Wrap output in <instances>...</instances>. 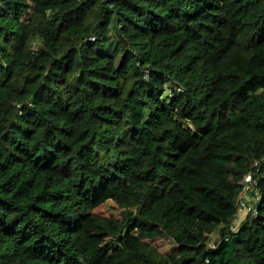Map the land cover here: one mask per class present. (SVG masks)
Listing matches in <instances>:
<instances>
[{
    "label": "trees",
    "instance_id": "16d2710c",
    "mask_svg": "<svg viewBox=\"0 0 264 264\" xmlns=\"http://www.w3.org/2000/svg\"><path fill=\"white\" fill-rule=\"evenodd\" d=\"M0 264H264V0H0Z\"/></svg>",
    "mask_w": 264,
    "mask_h": 264
},
{
    "label": "built area",
    "instance_id": "2783aa9c",
    "mask_svg": "<svg viewBox=\"0 0 264 264\" xmlns=\"http://www.w3.org/2000/svg\"><path fill=\"white\" fill-rule=\"evenodd\" d=\"M257 162H255L252 167H256ZM257 185L256 179L253 176L252 171L246 174L244 178V187L242 193L238 200L237 213L239 216H242L246 211H251L253 203L249 197V192Z\"/></svg>",
    "mask_w": 264,
    "mask_h": 264
},
{
    "label": "rangeland",
    "instance_id": "374dc122",
    "mask_svg": "<svg viewBox=\"0 0 264 264\" xmlns=\"http://www.w3.org/2000/svg\"><path fill=\"white\" fill-rule=\"evenodd\" d=\"M93 213H96V214L103 216V217H114L116 219L122 218L120 209L112 201H107L106 203H104L100 207L96 208L93 211ZM107 241H109V240H107ZM154 244L158 245V248L162 253H167V252H170L172 250V247L165 240H162V239L157 240Z\"/></svg>",
    "mask_w": 264,
    "mask_h": 264
}]
</instances>
